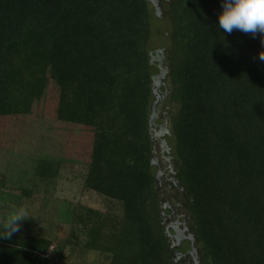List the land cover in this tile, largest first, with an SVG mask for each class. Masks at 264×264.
<instances>
[{
  "label": "trees",
  "instance_id": "obj_1",
  "mask_svg": "<svg viewBox=\"0 0 264 264\" xmlns=\"http://www.w3.org/2000/svg\"><path fill=\"white\" fill-rule=\"evenodd\" d=\"M221 3L169 0L164 11L172 99L179 103L172 149L203 263L264 264V34L224 33ZM150 6L148 0H0V117L22 108L25 75L17 55L30 38L50 61L55 120L91 132L83 189L106 204L69 209L63 242L0 239V264H63L69 248L107 256L109 264H172L148 137ZM60 166L36 162L37 189L49 188ZM6 218L0 213V222Z\"/></svg>",
  "mask_w": 264,
  "mask_h": 264
},
{
  "label": "rangeland",
  "instance_id": "obj_2",
  "mask_svg": "<svg viewBox=\"0 0 264 264\" xmlns=\"http://www.w3.org/2000/svg\"><path fill=\"white\" fill-rule=\"evenodd\" d=\"M167 3L169 0H158L159 6L162 5L159 15H156L152 6L149 7L152 28L149 53L153 55L162 51L157 56L154 54L157 61L151 65L153 77L160 74L157 65L160 64L163 70L164 65L172 61L170 20L168 12H164ZM17 59V67L25 75V85L20 95L23 98L22 108L15 114L0 117V176L4 178L0 203L5 209L1 208L0 213L8 216L13 208H25L32 217L22 222L17 235L63 242L70 227L65 214L69 209L78 205L97 210L106 209L100 197L83 189L85 168L90 158L91 132L87 129H71L55 120L58 91L55 83L48 79L50 61L35 48L32 39L25 40L18 50ZM166 78L169 79V75ZM171 87L170 83L172 93L168 94V98H162L160 102L151 98L150 103L156 101V108L150 138L152 142L158 139L160 143L165 138L175 158L172 149L174 119L179 111V103L175 100H172V106L167 103L170 96H173ZM40 160L61 163L58 177L49 188L41 185L38 189L36 187L34 168ZM164 171L165 168L160 167L161 175L167 174ZM153 172L156 174V168ZM32 179L35 182L33 186ZM161 188L167 190L166 182ZM20 191L29 194V198L20 197ZM6 210L9 212L5 213ZM63 256V264H109L107 256L80 251L78 248L67 249Z\"/></svg>",
  "mask_w": 264,
  "mask_h": 264
},
{
  "label": "flooded vegetation",
  "instance_id": "obj_3",
  "mask_svg": "<svg viewBox=\"0 0 264 264\" xmlns=\"http://www.w3.org/2000/svg\"><path fill=\"white\" fill-rule=\"evenodd\" d=\"M168 4L169 3H167V5ZM157 6L161 10L162 5L159 6L158 0ZM171 64V61L166 63L164 65L162 79L155 80V83L158 84L155 91L158 90V92L156 93L157 95L152 94L151 98L158 99V102H160L162 98H168V94L172 93L169 88L170 83L172 86V80L170 78ZM166 75H169V79L166 78ZM155 77L156 76H151V78ZM171 88H173V86ZM172 100V96H170L169 101H167L170 106H172ZM155 102L153 101L150 103V109ZM169 136L171 135L169 134ZM157 145L159 152L157 155L158 157L156 156L157 161L155 159V165H153L154 169L156 168V174H154L155 191L158 195V207L162 226L167 231L166 237L169 241V249L167 248L168 254L171 260L173 259L174 263L172 264H204L202 257L199 256V245L194 234V225L190 217V212L187 209L186 193L178 180L177 160L171 155L170 148L167 147L165 138L161 139V143L157 139ZM159 166L165 168L164 172H167L166 175L160 174ZM157 172L159 173L158 176ZM161 176H163L164 180ZM165 182L168 188L166 191H163L161 186Z\"/></svg>",
  "mask_w": 264,
  "mask_h": 264
},
{
  "label": "clouds",
  "instance_id": "obj_4",
  "mask_svg": "<svg viewBox=\"0 0 264 264\" xmlns=\"http://www.w3.org/2000/svg\"><path fill=\"white\" fill-rule=\"evenodd\" d=\"M221 9L217 20L219 29L224 33L231 34L238 30L245 34H264V0H222ZM259 58L264 61V55ZM29 217L32 216L25 208H13L7 218L0 222V239L11 240L20 231L22 222Z\"/></svg>",
  "mask_w": 264,
  "mask_h": 264
},
{
  "label": "water",
  "instance_id": "obj_5",
  "mask_svg": "<svg viewBox=\"0 0 264 264\" xmlns=\"http://www.w3.org/2000/svg\"><path fill=\"white\" fill-rule=\"evenodd\" d=\"M148 2L151 4V6L155 9V12H156V15H159V8H158V6H157V0H148ZM160 53H162V51H157V52H155V55L157 56V54H160ZM155 55L153 54H149V58H150V62H149V64H150V66L154 63V62H156L157 60V58L155 57ZM158 70H159V72H160V74L158 75V76H156L155 78H151V83H152V87H151V89H152V94L153 95H157L156 93L158 92V90H156L155 91V88H156V86L158 85V84H156L155 82V80L156 79H162L161 77H163V70H162V68H161V65L159 64L158 65ZM156 108V106H155V104L154 105H152V107H151V114H150V116L148 117V121H147V125H148V137H149V140H150V143H151V145H152V147H151V152H150V156H151V165L153 166V165H155V163H154V161H155V157L157 156V154H158V152H159V149H158V145H157V141H154V142H152V139L150 138V127H152V122H153V120H154V118H155V115H154V109ZM159 175V173L157 174V176ZM155 179V178H154ZM164 228V227H163ZM167 231H166V229L164 228V235H165V237H166V233ZM166 239H167V237H166ZM167 242H168V249H169V241H168V239H167ZM172 263H174L173 262V259H172Z\"/></svg>",
  "mask_w": 264,
  "mask_h": 264
},
{
  "label": "built area",
  "instance_id": "obj_6",
  "mask_svg": "<svg viewBox=\"0 0 264 264\" xmlns=\"http://www.w3.org/2000/svg\"><path fill=\"white\" fill-rule=\"evenodd\" d=\"M44 258H46V259H50V258H51V256H49V255H46V256H44Z\"/></svg>",
  "mask_w": 264,
  "mask_h": 264
}]
</instances>
